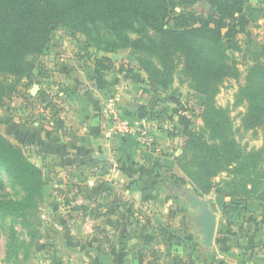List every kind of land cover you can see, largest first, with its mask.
Here are the masks:
<instances>
[{"label": "trees", "instance_id": "16d2710c", "mask_svg": "<svg viewBox=\"0 0 264 264\" xmlns=\"http://www.w3.org/2000/svg\"><path fill=\"white\" fill-rule=\"evenodd\" d=\"M200 1L209 3L214 12H196L194 6ZM244 7V0H0V110L21 93L25 83L33 80L41 68L40 58L47 55L60 26L84 37L86 57H80L92 63L88 77L98 88H107V74L118 70L108 55L129 50L140 54L137 61L150 85L164 91L171 89L176 69L182 63L192 87L211 100L224 79L239 77L236 62L230 61L227 52L242 50L238 35L251 37L247 28L253 10L247 7L244 11ZM177 8L181 12L177 13ZM90 50L102 56L94 57ZM124 68L119 72L133 73ZM237 100L247 109L244 129H264V48L261 55H256ZM203 120L213 143H208L204 132H194L175 159L195 191L209 194L214 188L212 179L228 169L232 177L222 181L223 187L217 189L219 197L230 198V203L241 206L244 212L249 201L264 203L263 153L242 150L226 112L207 109ZM3 123L0 113V169L26 197L0 201V217H24L36 207V198L44 193L47 181L44 171L4 136ZM178 136L176 132L170 134L171 138ZM173 176L172 186L186 185L184 177ZM142 185L144 192L155 190L152 184ZM143 198L154 197L144 194ZM227 207L231 206L225 203ZM126 215L123 220L130 218ZM254 223L252 234H262L264 217Z\"/></svg>", "mask_w": 264, "mask_h": 264}, {"label": "rangeland", "instance_id": "374dc122", "mask_svg": "<svg viewBox=\"0 0 264 264\" xmlns=\"http://www.w3.org/2000/svg\"><path fill=\"white\" fill-rule=\"evenodd\" d=\"M244 2V11L247 7L249 11L253 10L251 24L247 28L251 37L238 35L242 50L227 52L230 61L236 62L239 77L224 79L219 84L218 93L211 100H206V97L192 87L181 63L174 74L171 89L164 91L150 84L142 89L145 98L142 107L151 115L149 123L146 122L145 125L151 128L155 141L153 130H159L165 138L169 136L172 143L164 151L167 155L176 152H180V155L194 132H204L211 145L213 142L209 140L203 118L207 109L215 108L229 114L237 144L245 153H263L261 164L264 166V129L261 126L248 131L244 129L243 117L247 109L244 103L239 104L237 100L241 87L246 85L248 71L254 65L256 55H261L264 48V3L263 0ZM194 8L201 14L214 12L211 5L206 8L202 1ZM176 12H181V8H177ZM83 38L64 26L58 27L49 48L53 53L52 59L64 55L68 57L64 64L87 63L88 60L83 59L86 57ZM250 40L252 42L249 45ZM91 52L93 50L89 54ZM92 55L100 57L102 54ZM139 55L129 50L111 54L118 70L125 67L124 69L132 70L133 74L138 70L136 73L141 76L140 73L144 72L140 70L137 61ZM46 56L40 58L41 65L47 61ZM71 67L73 66L69 65ZM175 132L180 136L171 139L170 134ZM116 139L131 142L140 149V144L134 138H114ZM175 159L176 155L170 160L165 159L166 164L156 170L162 179L159 180L157 191H146V195L154 197L147 200H144L141 193L132 191L129 186L131 180L121 182L118 178H112L110 181H94L95 172L84 174L76 169L54 170L47 175L45 191L36 198V207L32 212L18 218L0 217V264H181L176 263V258L186 264L188 262L185 259L192 252L196 264H202L196 252L201 257H207L212 250L207 251L199 245L202 242L200 228L197 226L199 210L188 206L187 193L207 201L213 211L220 212L218 206L221 200L218 203L217 189L223 187L222 181L230 179L232 175L228 169L220 171L212 179L213 190L203 195L195 191L194 184L178 167ZM174 171L177 177L187 180L185 186H172ZM112 175L115 177L114 173ZM137 175L135 173L131 177ZM151 177L154 179L153 174ZM25 197L26 193L14 185L0 169V201L22 200ZM124 214L130 218L123 220ZM248 217L251 223L244 224V233L239 231L238 234L242 236L239 240L243 244L248 240L249 246L245 248L243 245V253H253L254 248H259L260 251L263 243V240L257 242V235L252 234L255 227L254 215L249 214ZM192 236L199 243L191 242ZM150 238L152 241L148 240ZM232 238L228 241L233 242ZM195 244L198 247L194 248ZM223 253L220 252L222 255Z\"/></svg>", "mask_w": 264, "mask_h": 264}, {"label": "crops", "instance_id": "0c3cea01", "mask_svg": "<svg viewBox=\"0 0 264 264\" xmlns=\"http://www.w3.org/2000/svg\"><path fill=\"white\" fill-rule=\"evenodd\" d=\"M52 55L50 50L45 65L42 63L33 80L25 83L21 93L8 100L0 110L4 135L17 145L32 163L44 170L46 178L54 170L76 169L84 174L95 172L94 181H110L112 178H118L121 182L131 180L129 186L132 191L141 193L142 197L146 195L142 184H152L155 186L153 192L157 191L159 180L162 178L156 177V170L166 164L165 159L170 160L180 153H165L172 143L169 136L165 138L159 130L152 128L157 144L154 151L144 150L141 146L139 149L133 143L120 139L106 138L110 121L105 107L112 96L118 99L120 113L131 122L149 123L151 115L142 107L145 101L142 89L149 85L146 74L140 73L141 77L137 75L136 69L134 74L117 70L107 74V88H98L88 77L93 70L90 61L78 62L80 65H73L72 62L64 64L68 57L61 55L52 59ZM108 57L113 59L111 54ZM69 65L75 68H69ZM141 113L144 114L143 118ZM101 156H105L106 161H101ZM152 169L155 172H151ZM135 173L138 175L131 177ZM173 174L176 175V171ZM217 197L218 203L221 200L218 206L220 212L210 208L218 216L215 242L209 250L203 246V239L199 243L197 238L192 236L193 243L198 242L205 250H212L207 257H201L199 252H196L197 257L202 264H264V230L256 237L257 242L263 240L260 251L259 248H254L253 253L242 252V248L249 244L248 240L243 244V241L239 240L242 236H238L239 231L244 233L242 226L251 223L249 214L254 215V221H261L264 203L249 201L245 214L241 206L230 203V198ZM225 203L231 207L224 208ZM245 217L248 218L245 220ZM254 230L255 227L252 233ZM231 237L233 242L228 241ZM257 245L259 243L255 246ZM196 247L197 244L194 248ZM220 252H224L223 255ZM185 262L196 264L193 252Z\"/></svg>", "mask_w": 264, "mask_h": 264}, {"label": "built area", "instance_id": "2783aa9c", "mask_svg": "<svg viewBox=\"0 0 264 264\" xmlns=\"http://www.w3.org/2000/svg\"><path fill=\"white\" fill-rule=\"evenodd\" d=\"M105 112L110 121L106 138H134L140 146L147 151L156 149V141L151 132V128L145 124H135L123 116L118 107V99L114 96L108 99Z\"/></svg>", "mask_w": 264, "mask_h": 264}, {"label": "water", "instance_id": "95a60500", "mask_svg": "<svg viewBox=\"0 0 264 264\" xmlns=\"http://www.w3.org/2000/svg\"><path fill=\"white\" fill-rule=\"evenodd\" d=\"M206 8H210V4L205 3ZM138 106V105H137ZM141 117L144 114L141 113ZM101 161H106L105 156L100 157ZM186 202L191 209H198L199 215L197 216V226L200 228V233L203 239V246L207 249L212 248L215 242V237L218 227V216L214 213L207 201L201 200L198 196L188 192Z\"/></svg>", "mask_w": 264, "mask_h": 264}]
</instances>
